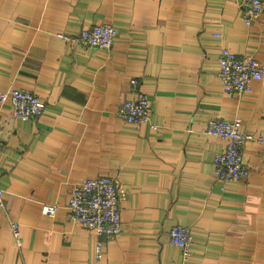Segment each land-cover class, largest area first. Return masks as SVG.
I'll return each mask as SVG.
<instances>
[{
  "label": "crops",
  "instance_id": "1",
  "mask_svg": "<svg viewBox=\"0 0 264 264\" xmlns=\"http://www.w3.org/2000/svg\"><path fill=\"white\" fill-rule=\"evenodd\" d=\"M103 23L117 28L110 50L59 37ZM223 47L263 59L264 14L249 26L236 0H0V92L24 89L46 105L27 120L0 106V264H264L262 149L244 150L248 178L223 182L215 157L226 141L206 131L212 118L240 119L264 136V82L227 97ZM133 78L150 123L118 117L138 97ZM100 176L122 191L118 237L65 208L76 183ZM54 204V216L43 213ZM177 225L190 229L188 258L170 244Z\"/></svg>",
  "mask_w": 264,
  "mask_h": 264
},
{
  "label": "built area",
  "instance_id": "2",
  "mask_svg": "<svg viewBox=\"0 0 264 264\" xmlns=\"http://www.w3.org/2000/svg\"><path fill=\"white\" fill-rule=\"evenodd\" d=\"M236 2L242 10L245 23L249 26L264 14V3L261 0H236ZM117 33L115 25L103 23L83 29L74 36L59 34V37L77 47L110 50ZM214 36L220 38L222 34L215 33ZM218 61L219 78L224 93L229 98L251 93L254 81L264 82V58L258 59L254 55L234 53L229 48L223 47ZM129 86L133 92H138V97L125 100L119 107L118 117L127 124L150 123V100L139 93L137 79L129 80ZM5 103H10L14 115L23 120L41 115L46 108L45 101L38 95L18 88H9L0 92V106ZM241 126L240 119L227 121L212 118L208 123L207 134L226 141L225 149L215 157L216 176L223 182H236L249 177L250 170L243 159L247 145L259 146L264 154V136L243 132ZM3 148L4 142L0 139V154ZM121 195L120 185L112 177L85 178L75 184L65 208L77 224L95 230L98 236L118 237L124 231L119 207ZM4 207V190L0 187V208ZM61 208L59 204L45 205L43 213L54 216ZM11 226L17 244L21 247L20 224L12 221ZM192 239L190 229L181 225L174 226L169 232L170 244L181 248L185 258L192 255ZM101 251L102 246L99 243L97 252Z\"/></svg>",
  "mask_w": 264,
  "mask_h": 264
}]
</instances>
